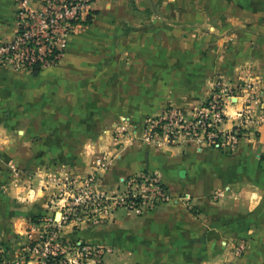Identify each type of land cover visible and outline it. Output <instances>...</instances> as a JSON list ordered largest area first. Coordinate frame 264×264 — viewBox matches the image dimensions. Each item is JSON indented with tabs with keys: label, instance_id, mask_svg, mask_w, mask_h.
<instances>
[{
	"label": "crops",
	"instance_id": "1",
	"mask_svg": "<svg viewBox=\"0 0 264 264\" xmlns=\"http://www.w3.org/2000/svg\"><path fill=\"white\" fill-rule=\"evenodd\" d=\"M30 1L36 7L41 0ZM19 2L0 0V41L16 36ZM92 9L90 25L69 39L59 67L33 76L0 67V248L6 264L19 263L14 242L5 240L20 221L18 199L40 205L50 198L55 175L57 183L65 173L96 171V146L82 153L80 145L52 147L50 137L96 138L105 131L99 132L102 121L193 108L210 98L216 81L237 89L238 97L226 104L223 130L239 125L232 112L245 110L253 119L233 153L197 143L144 158L139 150H107L110 159L120 158L98 172L106 178L102 185L118 187L149 172L183 194L144 213L119 209L114 226L83 236L121 251L126 264H264V0H101ZM147 11L175 30L200 32L197 68L190 57L192 67L165 64L146 72L147 57L171 53L151 48L141 33L130 38L126 25L142 21ZM131 58H137L133 65Z\"/></svg>",
	"mask_w": 264,
	"mask_h": 264
},
{
	"label": "rangeland",
	"instance_id": "2",
	"mask_svg": "<svg viewBox=\"0 0 264 264\" xmlns=\"http://www.w3.org/2000/svg\"><path fill=\"white\" fill-rule=\"evenodd\" d=\"M147 13L150 14L143 16L142 21L134 22L131 20L130 24L126 25L130 32V38L133 39L136 33H141L146 36V43L151 48H163L170 50L171 53L166 55L163 50L165 52L163 54L147 57L146 72L157 71L161 65L165 64H178L179 67H185L187 64L192 67L188 62L190 57L195 58L193 64L195 63L194 68H197V58L199 59L202 55V49L198 42L200 32L198 30L192 32L183 29H180L181 31L175 30L168 24L167 19L157 18L159 14L156 11H147ZM132 42L136 43L137 40ZM136 59L131 58L129 65H133V61ZM223 84L222 81H216L214 90L221 89ZM236 91L235 87H230L228 95L235 96L237 95ZM208 100L209 98L188 109L168 107L157 117L143 118L139 121L120 118V120L99 122V132L103 129L105 131L96 138L80 136L75 140L74 137H50L49 143L52 147L80 145L82 146V153L84 148L85 152L89 153L90 147L96 146L97 151H93L97 156L96 171L82 176L65 173L64 177H59L57 183L56 179L59 175H55L52 180L53 185L47 187L52 189L51 196L47 200L43 199L44 201L38 202L40 205H34L35 201L30 198L18 199V206L14 211L19 215L20 221L15 227V232L13 231L14 233L12 232L5 238L6 241H13L18 250V264H66V261L70 260L74 264L73 260L75 259L79 260V264H126L122 262L121 251L88 241L83 236L84 233L96 229L105 232L106 228L114 226L115 214L119 209H123L127 215L135 212L122 203V199L128 190L126 181L129 177L121 181L118 187L116 185L106 187L100 182L105 181L106 178L99 176L98 172L100 170L104 173L107 172L112 166L111 159L120 158L114 156L110 159L106 151L114 148L117 150H139L144 158L146 154L155 150L186 147L197 143L204 148L221 150L227 155H231L235 148L228 150L214 147L209 143L208 137L200 130L198 119L208 104ZM226 104L229 105L230 103L227 101ZM263 107L264 103L261 105V109ZM165 112L170 114L168 118L173 121L172 123H165L161 127L160 123L164 120L163 114ZM174 112L178 113L177 119L171 117ZM231 115L237 117L235 112H232ZM104 125L107 128L102 127ZM56 126L57 122H49L48 128H57ZM35 142H39L37 138ZM139 175L153 176L154 174L141 172ZM167 189L170 192L169 187ZM18 191H21L20 187ZM170 193L177 196V199L183 194L180 192L177 194L175 191ZM29 194L32 196L33 193ZM39 196L42 198V193ZM148 210L151 211L149 202L140 211L144 213ZM79 247H88L90 253L84 256L79 254Z\"/></svg>",
	"mask_w": 264,
	"mask_h": 264
},
{
	"label": "built area",
	"instance_id": "3",
	"mask_svg": "<svg viewBox=\"0 0 264 264\" xmlns=\"http://www.w3.org/2000/svg\"><path fill=\"white\" fill-rule=\"evenodd\" d=\"M100 1L41 0L34 7L30 0H20L16 36L6 42L0 41V67L32 76L59 67L68 54L69 39L90 25L94 17L92 6ZM229 88L223 84L221 89L214 90L198 119V124L211 145L218 149L233 150L247 133L252 119L251 114L241 111L237 114L240 118L239 125L232 131L222 130L221 126L228 118L225 103L237 98V95H228ZM169 115L168 112L163 114L161 127L165 123H172ZM171 117L177 119L179 116L174 112ZM126 183L128 190L122 203L132 210L140 211L147 202L153 208L177 200V196L172 195L166 184L156 175H135L129 177ZM78 249V253L83 256L90 253L88 247ZM73 261L74 264H79V260ZM0 264H6L2 248ZM66 264H72L71 260L66 261Z\"/></svg>",
	"mask_w": 264,
	"mask_h": 264
}]
</instances>
